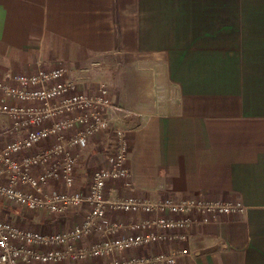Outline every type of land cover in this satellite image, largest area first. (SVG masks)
Listing matches in <instances>:
<instances>
[{"label": "crops", "instance_id": "1", "mask_svg": "<svg viewBox=\"0 0 264 264\" xmlns=\"http://www.w3.org/2000/svg\"><path fill=\"white\" fill-rule=\"evenodd\" d=\"M63 63L82 71V87L103 76L112 100L133 111L120 122L133 185L111 181L107 192L244 205L193 224L186 241L77 264L177 248L189 253L172 264H264V0H0V75ZM92 150L85 161L95 159ZM79 214L54 215L46 226L54 230L59 220L64 230ZM106 214L103 222L129 219Z\"/></svg>", "mask_w": 264, "mask_h": 264}, {"label": "built area", "instance_id": "2", "mask_svg": "<svg viewBox=\"0 0 264 264\" xmlns=\"http://www.w3.org/2000/svg\"><path fill=\"white\" fill-rule=\"evenodd\" d=\"M67 70L63 65L31 74L6 70L0 77V114L8 120L0 127V264H77L158 241H186L193 224L243 212L240 201L107 195L109 181H121L122 187L131 189L128 128L120 122L133 111L112 100L103 83L82 89L80 81L67 77ZM104 132L112 135L106 164L91 174L85 192L45 190L52 180L73 185L77 155L72 150L85 148L92 136ZM3 136L7 137L4 142ZM49 138L50 145L33 150ZM7 205L62 214L70 208L85 206V210L69 228L40 232L3 216ZM109 211L125 213L129 219L103 222ZM92 232L100 240L76 245ZM188 253L187 248H177L147 256L113 257L99 264H172Z\"/></svg>", "mask_w": 264, "mask_h": 264}, {"label": "rangeland", "instance_id": "3", "mask_svg": "<svg viewBox=\"0 0 264 264\" xmlns=\"http://www.w3.org/2000/svg\"><path fill=\"white\" fill-rule=\"evenodd\" d=\"M93 61L96 62V60H93ZM61 65H63V66L68 68V70H67L68 71V74H67L68 78L76 79V80L81 82V77H79L81 75V73H82L81 70L74 69L73 66L68 64V63L59 64L57 66H61ZM76 68H79V67H76ZM39 69H46V68H38L34 72L22 73V74L35 73ZM47 69H50V68H47ZM47 69H46V71H47ZM80 69H82V67ZM15 73H19V72H15ZM0 77H1V75H0ZM96 78L97 79H95L93 82H91L92 83L91 86L82 87V83H81L80 87L82 89L90 90V89H95L100 83H103L110 90V86H109L108 83L104 82L105 80H104L103 76L100 77V78L99 77H96ZM7 123H8L7 118L4 115L0 114V127L5 126ZM99 135H102V136H99ZM96 136L100 137V138L93 142V146L92 147H97V148H95V150L94 149L93 150L90 149L88 145L86 146L87 149L86 148H80V149L78 148V149L72 150L73 155H77L76 162H75V172H74V175H73L74 176L73 185L67 187L59 180L58 181H53L52 180L51 182H49L47 184L48 187H46L45 190L50 191V190L54 189V190L65 191V192H72V191L85 192L86 191L88 185L91 182V176H92L91 174L96 169H98V168H100V167H102V166H104L106 164L105 160H106L108 152H109V148L108 147H111V145H112L111 132H104L102 134L100 133V134L92 136L90 138L88 144H91V142L93 141L92 140L93 137H96ZM6 138L7 137H4V136L2 137L3 142L6 140ZM126 140L128 142L127 134H126ZM43 141H48V143L45 146L40 147L39 145ZM43 141L38 143L33 148V150L36 151V150H41L43 148H46L52 142V140L50 138L49 139H45ZM91 150L96 153L95 159L91 160L90 162H89V160L85 161V159H84L85 153L91 152ZM128 153H129V143H128ZM128 153H127V157H128ZM41 170H42V167H40V170L36 171V172H40ZM130 181H131V188H132L133 182H132L131 178H130ZM109 182H111V181H109ZM109 182H107V184ZM107 195H111V194L108 192ZM136 197H138V196H136ZM164 197H169V196H164ZM194 197H197L199 199H205V200H209L210 199V198L208 199V198H203V197H198V196H194ZM140 198H143V197H140ZM157 198H163V197H157ZM157 198H146V199H157ZM169 198H171V197H169ZM210 200H218V199H210ZM84 210H85V206L76 207V208H70L64 214H62V213L50 212L48 210H26V209H24L22 207H19V206L7 205V206H4V210L2 212V215L3 216L5 214L10 215L12 217V219H14V217L16 216V215L14 216V214L20 215V216H18L17 220L15 221V219H14V221L19 226L24 227V228H31L33 230H37V231H40V232H58V231L63 230V229H60V230L56 229L58 227L61 228V226L58 224L61 221L58 220V222H55L57 224V227L54 230L50 229V227L46 226L47 222L52 221L51 218L55 217L54 215H57V216H60V217L64 218L66 216L65 214H67L69 211H74L76 213L77 212L81 213ZM115 212H117V211H115ZM40 218L43 219L44 221L43 222H39ZM91 234H94V235L96 234L97 235V233H94V232H92Z\"/></svg>", "mask_w": 264, "mask_h": 264}]
</instances>
